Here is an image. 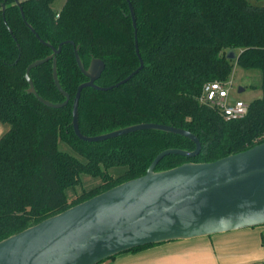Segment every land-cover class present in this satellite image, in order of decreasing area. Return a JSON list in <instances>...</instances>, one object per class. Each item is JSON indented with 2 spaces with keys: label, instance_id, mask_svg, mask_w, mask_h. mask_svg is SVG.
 <instances>
[{
  "label": "trees",
  "instance_id": "obj_1",
  "mask_svg": "<svg viewBox=\"0 0 264 264\" xmlns=\"http://www.w3.org/2000/svg\"><path fill=\"white\" fill-rule=\"evenodd\" d=\"M0 0V241L119 184L143 176L167 149L192 152L187 138L140 131L98 143L80 141L72 128V103L87 78L91 59L104 63L96 86H113L139 67L125 0ZM143 67L127 83L108 91H81L80 133L94 137L142 123L165 125L195 136L194 158L164 157L155 171L185 163H211L264 142V7L246 0H129ZM2 7H4L2 9ZM23 13V18L21 11ZM34 30V33L29 27ZM38 38H37V37ZM56 73L69 95L51 109L27 92L29 64L57 49ZM235 59H228V52ZM233 65L261 73V97L247 114L226 121L199 102L202 86L225 81ZM36 94L51 103L65 97L52 77V61L30 71ZM68 146L75 154L61 150ZM111 171L115 174L111 173ZM97 179L82 187V177ZM79 193L68 198L66 191ZM155 245L134 248L135 253Z\"/></svg>",
  "mask_w": 264,
  "mask_h": 264
},
{
  "label": "water",
  "instance_id": "obj_2",
  "mask_svg": "<svg viewBox=\"0 0 264 264\" xmlns=\"http://www.w3.org/2000/svg\"><path fill=\"white\" fill-rule=\"evenodd\" d=\"M125 1L131 17L139 67L119 83L101 88L95 82L104 70V63L91 59L85 69L77 49L74 50L77 67L87 78L77 88L72 103L74 135L80 141L98 143L152 130L187 138L195 144V149L192 152L164 150L154 158L143 176L119 184L0 241V264H101L146 245L264 226V142L211 163H185L157 172V164L166 156L196 157L201 148L198 139L187 131L153 123L132 125L94 137L80 133L77 109L81 91L85 88L99 91L117 88L143 67L136 20L129 0ZM21 15L23 18L22 11ZM46 46L51 48L52 55L29 64L24 78L28 83L27 92L38 102L48 108L59 109L70 99L61 89L56 73V56L62 44L57 49ZM228 59H235L232 51L228 52ZM50 60L54 84L65 97L62 103H51L39 97L29 76L32 69ZM243 91L238 89V93Z\"/></svg>",
  "mask_w": 264,
  "mask_h": 264
},
{
  "label": "crops",
  "instance_id": "obj_3",
  "mask_svg": "<svg viewBox=\"0 0 264 264\" xmlns=\"http://www.w3.org/2000/svg\"><path fill=\"white\" fill-rule=\"evenodd\" d=\"M101 264H264V226L167 242Z\"/></svg>",
  "mask_w": 264,
  "mask_h": 264
},
{
  "label": "rangeland",
  "instance_id": "obj_4",
  "mask_svg": "<svg viewBox=\"0 0 264 264\" xmlns=\"http://www.w3.org/2000/svg\"><path fill=\"white\" fill-rule=\"evenodd\" d=\"M249 4L257 7H264V0H246ZM64 0H58L53 4V9L58 10L63 5ZM229 81H232L233 90L231 92L232 99L241 100L245 104H249L251 101L261 97V73L259 70H243L242 68L233 65ZM238 89L244 91L238 93ZM1 127H5L2 131ZM7 130V125L0 123V136ZM59 147L61 150L67 151L71 154H75L68 146L60 143ZM116 171H111L115 174ZM99 181L92 179L87 176L82 177V187L85 189H91L95 187ZM80 187H77L75 191L68 190L66 195L68 198H72L74 193L80 192Z\"/></svg>",
  "mask_w": 264,
  "mask_h": 264
},
{
  "label": "built area",
  "instance_id": "obj_5",
  "mask_svg": "<svg viewBox=\"0 0 264 264\" xmlns=\"http://www.w3.org/2000/svg\"><path fill=\"white\" fill-rule=\"evenodd\" d=\"M232 81H212L205 83L201 88L199 102L217 110L224 120L243 118L248 111V104L241 100L232 99Z\"/></svg>",
  "mask_w": 264,
  "mask_h": 264
}]
</instances>
